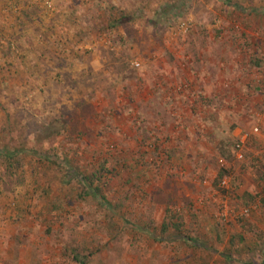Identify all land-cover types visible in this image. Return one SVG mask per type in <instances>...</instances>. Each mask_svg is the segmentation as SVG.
I'll list each match as a JSON object with an SVG mask.
<instances>
[{
  "label": "rangeland",
  "instance_id": "rangeland-1",
  "mask_svg": "<svg viewBox=\"0 0 264 264\" xmlns=\"http://www.w3.org/2000/svg\"><path fill=\"white\" fill-rule=\"evenodd\" d=\"M109 8L132 20L105 29ZM252 9L264 0H0V149L21 157L0 159V264H216L230 237L241 262L228 264L260 263L264 16ZM46 157L109 159L121 175L144 164L147 178L122 195L114 181L111 199L155 231L171 206L208 250L135 236ZM47 185L64 204L54 220Z\"/></svg>",
  "mask_w": 264,
  "mask_h": 264
},
{
  "label": "trees",
  "instance_id": "trees-1",
  "mask_svg": "<svg viewBox=\"0 0 264 264\" xmlns=\"http://www.w3.org/2000/svg\"><path fill=\"white\" fill-rule=\"evenodd\" d=\"M231 5L234 6L233 4ZM235 7L238 6L235 5ZM112 10L114 9L109 8V13L104 16L103 22H105L106 24L104 27L105 29H113L122 25L123 23L132 20V17L130 15H125L118 10H114L115 13H112ZM252 12H255V16L258 14L264 16V12H262V9H252ZM0 159L3 160L5 165L8 163V168H11L14 162L21 159V157H19V153L16 149H12L11 147H8V145H5L3 149H0ZM42 162L43 163L40 164L45 169V171H53L57 169L59 172H61L62 169V171H64L65 174L70 177L66 185H70V183L72 182L77 186L75 188L77 198L85 199L86 197H90V200H96L99 205L105 209V212H107V217L112 219V216H115V220L121 225L123 224L124 226H129L131 232H133L135 236H138L137 234H146L149 240L155 242L179 241L183 243V246L188 250H200L201 248L208 250L203 241L196 239L194 236L190 237L188 231L184 228L183 224L179 223L176 220L174 214H169L171 206L166 204L167 220L163 221L160 225L159 230L155 231L149 229L148 224L142 220L141 216H138L139 213L127 211L129 207H127L125 203H122V205H118L117 201L111 199V196L109 195L110 190L108 189V187L111 186L114 181L119 182L115 188L120 185L121 190H119L122 195V190L130 184L133 178H147V169L144 164L137 165L134 164V162L130 164L124 162L121 175L120 172L115 169V166H111V164L109 163V159H106L104 162L95 166L96 168H91L90 170L85 169V167L83 166L73 165L72 157L67 159L65 158L64 161H59L57 157L53 159H49V157H46ZM153 171L154 169H149V172ZM157 174L159 176V179H161L162 176L159 173ZM48 187V185L45 187L42 186V188L39 187V192L44 197V204L48 206V213L50 214V218L54 220L55 218L61 217V214L64 212V204H62L59 199H57L54 191L52 194L50 193V199L48 198V190H50V188ZM113 194L116 195V192H114ZM118 201H120V199ZM260 207L264 208V198L260 200ZM130 217L132 219H130ZM235 240L236 239L234 237L229 238L228 242L225 244L226 247H224L223 249L224 253H219L222 261L216 264H228L229 261H227L225 258L227 256H230V259H233L235 262H241V259L239 257H233V250H237L241 247V240H237L236 242ZM74 259L78 260L80 262L79 264H87V261L80 259L77 255H74ZM191 261H196L195 264H207L205 258H203L201 261H199V258L192 259Z\"/></svg>",
  "mask_w": 264,
  "mask_h": 264
},
{
  "label": "built area",
  "instance_id": "built-area-1",
  "mask_svg": "<svg viewBox=\"0 0 264 264\" xmlns=\"http://www.w3.org/2000/svg\"><path fill=\"white\" fill-rule=\"evenodd\" d=\"M239 147H240L239 145H236L237 150H238ZM237 157H238V158H241V157H242V155H241V153H240L239 151H238V155H237Z\"/></svg>",
  "mask_w": 264,
  "mask_h": 264
},
{
  "label": "crops",
  "instance_id": "crops-1",
  "mask_svg": "<svg viewBox=\"0 0 264 264\" xmlns=\"http://www.w3.org/2000/svg\"><path fill=\"white\" fill-rule=\"evenodd\" d=\"M255 264H264V258L260 261V263L255 262Z\"/></svg>",
  "mask_w": 264,
  "mask_h": 264
}]
</instances>
